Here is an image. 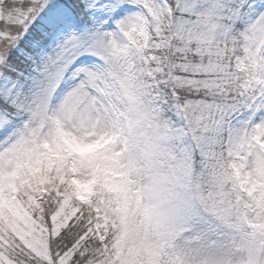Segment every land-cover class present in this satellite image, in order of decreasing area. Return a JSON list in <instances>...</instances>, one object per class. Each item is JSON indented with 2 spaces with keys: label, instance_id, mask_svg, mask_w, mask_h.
<instances>
[{
  "label": "snow or ice",
  "instance_id": "6c2138e0",
  "mask_svg": "<svg viewBox=\"0 0 264 264\" xmlns=\"http://www.w3.org/2000/svg\"><path fill=\"white\" fill-rule=\"evenodd\" d=\"M0 264H264V0H0Z\"/></svg>",
  "mask_w": 264,
  "mask_h": 264
}]
</instances>
